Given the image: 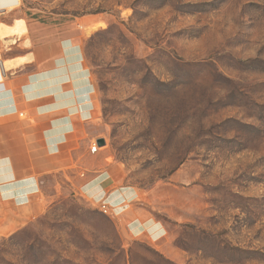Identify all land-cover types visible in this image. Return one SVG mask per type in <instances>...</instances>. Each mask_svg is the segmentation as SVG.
<instances>
[{
  "label": "rangeland",
  "instance_id": "1",
  "mask_svg": "<svg viewBox=\"0 0 264 264\" xmlns=\"http://www.w3.org/2000/svg\"><path fill=\"white\" fill-rule=\"evenodd\" d=\"M19 1L88 25L100 149L137 196L109 217L59 178L0 264H264V0Z\"/></svg>",
  "mask_w": 264,
  "mask_h": 264
},
{
  "label": "crops",
  "instance_id": "2",
  "mask_svg": "<svg viewBox=\"0 0 264 264\" xmlns=\"http://www.w3.org/2000/svg\"><path fill=\"white\" fill-rule=\"evenodd\" d=\"M51 21L19 0H0L1 236L41 217L59 178L75 196L111 205L137 196L121 167L102 149L93 152L101 138L96 85L85 64L88 25Z\"/></svg>",
  "mask_w": 264,
  "mask_h": 264
},
{
  "label": "built area",
  "instance_id": "3",
  "mask_svg": "<svg viewBox=\"0 0 264 264\" xmlns=\"http://www.w3.org/2000/svg\"><path fill=\"white\" fill-rule=\"evenodd\" d=\"M100 147L97 145V142L94 143V146H93V152H96L98 151ZM98 205H97V208L106 216H109V217H115L116 216V212L115 210L113 209V205L111 204H108L106 201H97Z\"/></svg>",
  "mask_w": 264,
  "mask_h": 264
},
{
  "label": "water",
  "instance_id": "4",
  "mask_svg": "<svg viewBox=\"0 0 264 264\" xmlns=\"http://www.w3.org/2000/svg\"><path fill=\"white\" fill-rule=\"evenodd\" d=\"M97 145H98L99 147H103V146L106 145V142H105L104 139H98V140H97Z\"/></svg>",
  "mask_w": 264,
  "mask_h": 264
}]
</instances>
